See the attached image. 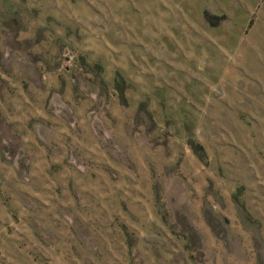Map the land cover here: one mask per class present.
I'll list each match as a JSON object with an SVG mask.
<instances>
[{"label": "rangeland", "instance_id": "374dc122", "mask_svg": "<svg viewBox=\"0 0 264 264\" xmlns=\"http://www.w3.org/2000/svg\"><path fill=\"white\" fill-rule=\"evenodd\" d=\"M0 264H264V0H0Z\"/></svg>", "mask_w": 264, "mask_h": 264}]
</instances>
